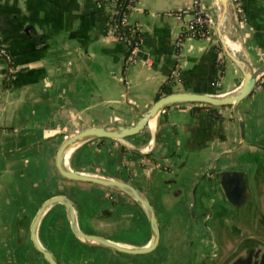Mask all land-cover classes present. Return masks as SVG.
Here are the masks:
<instances>
[{"label":"crops","instance_id":"1","mask_svg":"<svg viewBox=\"0 0 264 264\" xmlns=\"http://www.w3.org/2000/svg\"><path fill=\"white\" fill-rule=\"evenodd\" d=\"M108 1L0 0V42L14 64L6 82L0 56V264H47L32 247L30 224L41 203L58 194L72 200L82 231L125 246L148 244L150 227L134 200L60 176L61 142L90 127L134 124L166 81L172 92L218 94L242 79L225 57L220 74V51L211 40L185 37L175 50L184 21L176 12L196 0H137L130 22L139 28L141 52L124 80L125 44L108 32ZM197 1L213 16L214 0ZM241 2L240 41L258 66L264 0ZM218 111L223 120L192 113L191 104L172 105L138 135L85 142L67 159L70 169L121 178L146 195L160 229L155 250L128 256L86 246L72 236L60 204L42 216L40 243L58 264H213L218 239L205 215L219 220L228 203L218 185L205 198V183L216 171L233 169L245 172L251 193L256 178L264 183V79L236 113Z\"/></svg>","mask_w":264,"mask_h":264},{"label":"water","instance_id":"2","mask_svg":"<svg viewBox=\"0 0 264 264\" xmlns=\"http://www.w3.org/2000/svg\"><path fill=\"white\" fill-rule=\"evenodd\" d=\"M215 11L213 14V27L216 38L221 46L222 53L241 73L240 83L232 90L224 93L209 94L196 92H169L158 97L150 108L145 111L139 119L132 125L114 124L112 126H95L86 128L80 132L68 135L61 142L56 155L55 167L63 178L82 183L96 184L111 190L120 192L134 200L144 211L150 231L151 239L145 246L131 247L125 246L102 236L88 234L82 231L77 222L75 208L72 200L63 194L49 197L39 206L30 224V240L32 247L42 255L47 264H58L54 254L42 245L38 239V226L42 216L50 207L60 204L69 224L72 236L80 243L114 253L137 256L152 252L158 246L160 240V229L153 210V207L139 189L129 182L110 176L98 174H88L70 169L67 166L66 152L85 142L92 140H115L123 141L141 133L148 123L152 121L160 112L172 105L179 104H200L213 107H231L236 113L238 105L249 97L256 85L264 78V61L256 66L244 51L240 41V26L235 11L233 0H214ZM241 137L244 138V122L239 119ZM140 152L139 149L134 148ZM69 153V155H70ZM69 157V156H68ZM68 159V158H67ZM205 183L204 197L216 191L220 186L228 206L239 208L250 197L248 182L243 170H219L208 177ZM201 181V180H200ZM193 189V202H195ZM192 211V208H190Z\"/></svg>","mask_w":264,"mask_h":264},{"label":"flooded vegetation","instance_id":"3","mask_svg":"<svg viewBox=\"0 0 264 264\" xmlns=\"http://www.w3.org/2000/svg\"><path fill=\"white\" fill-rule=\"evenodd\" d=\"M254 182L256 189L251 193L248 184L250 197L242 206L220 210L219 220L215 213L204 216L218 239L213 264H264V183L260 178ZM248 205L249 215L245 213Z\"/></svg>","mask_w":264,"mask_h":264},{"label":"built area","instance_id":"4","mask_svg":"<svg viewBox=\"0 0 264 264\" xmlns=\"http://www.w3.org/2000/svg\"><path fill=\"white\" fill-rule=\"evenodd\" d=\"M137 0H129L123 6H120L115 0H109V27L108 32L118 38L125 44V54L122 64V75L125 77L134 63L138 60V55L141 52V36L139 28L136 24L130 22V14L134 9ZM242 0H233L235 11L237 14L239 26L245 25L244 9L242 7ZM176 16L183 21L182 31L188 33V37L202 38L213 41L217 48H220V58L222 60L224 55L222 53L219 42L216 38L213 27V16L210 12L204 11L200 8L199 2L196 0L190 9H183L176 12ZM186 18V19H184ZM183 40L178 36L174 42L175 50H181ZM0 56L5 60L4 77L9 80L14 73V64L10 63L12 60L1 45L0 42ZM174 75V74H172ZM126 82V81H125ZM204 112L208 108H204Z\"/></svg>","mask_w":264,"mask_h":264},{"label":"trees","instance_id":"5","mask_svg":"<svg viewBox=\"0 0 264 264\" xmlns=\"http://www.w3.org/2000/svg\"><path fill=\"white\" fill-rule=\"evenodd\" d=\"M120 6H123L125 3H127L129 0H115ZM109 2V1H108ZM180 38L182 40H184L185 37H188V33L186 31H182L180 33ZM218 50H220V48H217ZM11 64L13 63L12 61L10 62ZM218 68L220 69V74L223 75L224 69H223V62L221 60L218 61L217 63ZM264 79V78H263ZM5 81L8 82L9 79L5 77ZM172 82L166 81L165 83H162L159 88L158 91L155 95V99H157L158 97L172 92V90L170 89V85ZM204 108H208L207 113L209 114L210 117H212L215 120H223L224 117L219 113L218 111V107H213V106H208V105H200V104H191V111L192 113H199L202 112L204 110Z\"/></svg>","mask_w":264,"mask_h":264},{"label":"rangeland","instance_id":"6","mask_svg":"<svg viewBox=\"0 0 264 264\" xmlns=\"http://www.w3.org/2000/svg\"><path fill=\"white\" fill-rule=\"evenodd\" d=\"M251 212V208H250V205H248L246 208H245V213H247L249 215V213ZM192 213V211H191Z\"/></svg>","mask_w":264,"mask_h":264},{"label":"bare ground","instance_id":"7","mask_svg":"<svg viewBox=\"0 0 264 264\" xmlns=\"http://www.w3.org/2000/svg\"><path fill=\"white\" fill-rule=\"evenodd\" d=\"M152 122H153V121H152ZM70 151H71V149H70L69 151H67L66 154H65V156H66V160H67V158H68V156H69Z\"/></svg>","mask_w":264,"mask_h":264}]
</instances>
